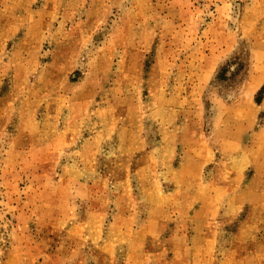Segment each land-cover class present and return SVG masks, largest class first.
Returning a JSON list of instances; mask_svg holds the SVG:
<instances>
[{"label": "rangeland", "instance_id": "rangeland-1", "mask_svg": "<svg viewBox=\"0 0 264 264\" xmlns=\"http://www.w3.org/2000/svg\"><path fill=\"white\" fill-rule=\"evenodd\" d=\"M0 264H264V0H0Z\"/></svg>", "mask_w": 264, "mask_h": 264}]
</instances>
